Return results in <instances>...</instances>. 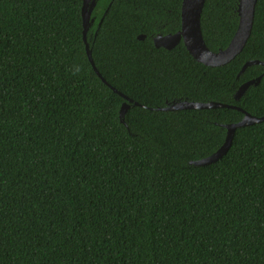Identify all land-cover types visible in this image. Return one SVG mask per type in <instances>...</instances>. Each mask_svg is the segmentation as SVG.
<instances>
[{
    "label": "trees",
    "instance_id": "16d2710c",
    "mask_svg": "<svg viewBox=\"0 0 264 264\" xmlns=\"http://www.w3.org/2000/svg\"><path fill=\"white\" fill-rule=\"evenodd\" d=\"M239 1L206 0L211 51L232 41ZM182 3L98 0L100 77L83 0H0V264H264V121L195 165L245 112L264 117V67L240 74L264 62V0L217 67L183 41L156 46L181 30ZM185 102L237 108L171 109Z\"/></svg>",
    "mask_w": 264,
    "mask_h": 264
},
{
    "label": "water",
    "instance_id": "95a60500",
    "mask_svg": "<svg viewBox=\"0 0 264 264\" xmlns=\"http://www.w3.org/2000/svg\"><path fill=\"white\" fill-rule=\"evenodd\" d=\"M205 2L206 0H183L181 30L176 34L156 37L155 44L157 47L172 49L179 42L183 41L188 51L199 62L211 67L226 65L230 63L232 60H234L243 51L252 34L258 0L239 1L238 29L232 41L228 45V47L224 50H220L219 52L211 51L207 47L203 37V33L201 29V18H202ZM95 7H96V0H83L82 17L84 23V40L86 43L87 54L95 71L101 77L100 73L98 72L92 60V52L90 50V46L87 41V33L94 21L92 19V13ZM139 39L141 40L145 39V35L139 36ZM252 65H262L264 67V62L258 60L249 61L243 66L240 74H242L249 66ZM261 79L262 77H259L256 80H252L244 83L236 93L235 99L239 101V99L246 93V91L251 86L259 85ZM104 82L106 83L105 80ZM212 108H237V107L229 106L227 104H222V103H214V102H210V103L185 102V103H175L171 109H212ZM127 109L128 106L127 104H125L121 111V119L123 122H124V115ZM262 121H264V117L257 118L245 112V117L241 122L226 126L228 133H227L226 141L222 146V148L218 150L211 157L195 162V165L203 166L217 161L228 151L232 143L234 133L237 128L255 124Z\"/></svg>",
    "mask_w": 264,
    "mask_h": 264
},
{
    "label": "flooded vegetation",
    "instance_id": "af4514ba",
    "mask_svg": "<svg viewBox=\"0 0 264 264\" xmlns=\"http://www.w3.org/2000/svg\"><path fill=\"white\" fill-rule=\"evenodd\" d=\"M97 1H98V0H96V3H97ZM168 35H172V34H168ZM158 36H167V35H158ZM158 36H157V37H158ZM155 39H156V38H155Z\"/></svg>",
    "mask_w": 264,
    "mask_h": 264
}]
</instances>
